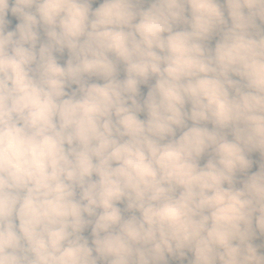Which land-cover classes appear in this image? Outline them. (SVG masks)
I'll return each instance as SVG.
<instances>
[{"label": "clouds", "instance_id": "9594fccd", "mask_svg": "<svg viewBox=\"0 0 264 264\" xmlns=\"http://www.w3.org/2000/svg\"><path fill=\"white\" fill-rule=\"evenodd\" d=\"M0 264H264V0H0Z\"/></svg>", "mask_w": 264, "mask_h": 264}, {"label": "trees", "instance_id": "16d2710c", "mask_svg": "<svg viewBox=\"0 0 264 264\" xmlns=\"http://www.w3.org/2000/svg\"><path fill=\"white\" fill-rule=\"evenodd\" d=\"M254 158H258V157H255V155H254ZM85 234H87V233H85Z\"/></svg>", "mask_w": 264, "mask_h": 264}]
</instances>
